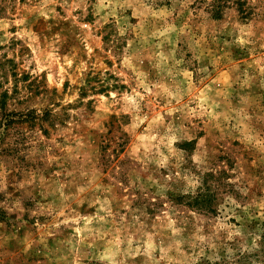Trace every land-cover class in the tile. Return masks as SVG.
Instances as JSON below:
<instances>
[{"label": "rangeland", "instance_id": "374dc122", "mask_svg": "<svg viewBox=\"0 0 264 264\" xmlns=\"http://www.w3.org/2000/svg\"><path fill=\"white\" fill-rule=\"evenodd\" d=\"M0 264H264V0H0Z\"/></svg>", "mask_w": 264, "mask_h": 264}, {"label": "trees", "instance_id": "16d2710c", "mask_svg": "<svg viewBox=\"0 0 264 264\" xmlns=\"http://www.w3.org/2000/svg\"><path fill=\"white\" fill-rule=\"evenodd\" d=\"M203 201V195H198L194 200V204H198L199 202Z\"/></svg>", "mask_w": 264, "mask_h": 264}]
</instances>
